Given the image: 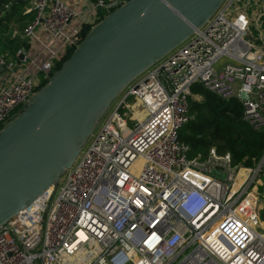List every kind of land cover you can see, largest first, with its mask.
<instances>
[{"label":"built area","instance_id":"obj_1","mask_svg":"<svg viewBox=\"0 0 264 264\" xmlns=\"http://www.w3.org/2000/svg\"><path fill=\"white\" fill-rule=\"evenodd\" d=\"M125 2L98 0L89 10L106 16ZM30 8L33 22L13 37L82 41L85 19L63 1ZM263 12L264 0H226L130 85L59 185L0 229V264H264V200L254 187L264 157L255 166L215 148L193 157L180 140L189 98H203L192 96L196 84L237 98L244 121L264 131ZM74 19L83 22L65 34ZM24 49L0 51V130L56 65V52L37 62Z\"/></svg>","mask_w":264,"mask_h":264},{"label":"water","instance_id":"obj_2","mask_svg":"<svg viewBox=\"0 0 264 264\" xmlns=\"http://www.w3.org/2000/svg\"><path fill=\"white\" fill-rule=\"evenodd\" d=\"M30 1L12 0L8 9ZM225 1L128 0L91 27L0 130V229L59 185L124 91L138 87L140 76L148 79V70L178 51Z\"/></svg>","mask_w":264,"mask_h":264},{"label":"trees","instance_id":"obj_3","mask_svg":"<svg viewBox=\"0 0 264 264\" xmlns=\"http://www.w3.org/2000/svg\"><path fill=\"white\" fill-rule=\"evenodd\" d=\"M11 3L12 0H0V51H10L13 55L29 46L21 36L13 37L14 32H22L33 22L35 15L30 3L14 5L9 10ZM90 29L91 26L83 28L82 38ZM74 50L69 49L64 57L56 61L52 75ZM48 81L43 80L38 90ZM198 95L203 98H189V121L180 130V140L190 147L191 156L206 155L215 148L220 154L231 153L234 164H258L264 157V131H256L244 121L243 104L237 98L219 97L200 84L192 87V96Z\"/></svg>","mask_w":264,"mask_h":264},{"label":"crops","instance_id":"obj_4","mask_svg":"<svg viewBox=\"0 0 264 264\" xmlns=\"http://www.w3.org/2000/svg\"><path fill=\"white\" fill-rule=\"evenodd\" d=\"M61 1H63L69 7L81 13V15L84 17L85 21H84V25L82 26V30L83 28H86L89 26L92 27L94 24L98 23V21L100 20L99 17H101V14L99 15V13L97 12L91 13L89 10L90 4L95 1H92V0H61ZM256 8L257 10L259 9L257 6ZM81 22H83L82 19L72 20L68 28L66 29L65 34H68L71 29L80 26L82 24ZM38 37L40 38V41L30 40L27 42L29 46L26 50L27 57L30 59H35L37 62L48 60L51 56V51L56 52L57 60H60L62 57L66 55L68 50L71 49V48H68L66 44H64L65 42L64 37H59L55 39L54 41H51L50 39H48V34L44 31H39ZM43 44L47 45L51 51L45 50Z\"/></svg>","mask_w":264,"mask_h":264},{"label":"rangeland","instance_id":"obj_5","mask_svg":"<svg viewBox=\"0 0 264 264\" xmlns=\"http://www.w3.org/2000/svg\"><path fill=\"white\" fill-rule=\"evenodd\" d=\"M253 9L257 10L256 6H253ZM129 127H133V124L131 122H129ZM254 187L257 188V190L261 194V199L264 200V163L261 165V171L259 172V175L257 177V183Z\"/></svg>","mask_w":264,"mask_h":264},{"label":"bare ground","instance_id":"obj_6","mask_svg":"<svg viewBox=\"0 0 264 264\" xmlns=\"http://www.w3.org/2000/svg\"><path fill=\"white\" fill-rule=\"evenodd\" d=\"M263 16H264V12H263Z\"/></svg>","mask_w":264,"mask_h":264}]
</instances>
